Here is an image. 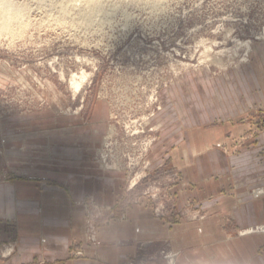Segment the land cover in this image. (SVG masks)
<instances>
[{"label": "rangeland", "instance_id": "obj_1", "mask_svg": "<svg viewBox=\"0 0 264 264\" xmlns=\"http://www.w3.org/2000/svg\"><path fill=\"white\" fill-rule=\"evenodd\" d=\"M7 1L25 6L23 16L0 19V149L5 141L24 143L33 156L37 144L48 160L51 141L58 145L57 161H63L40 166L45 174L64 173V149L72 151L74 161L88 160L102 173L105 167L120 171L125 184L113 204L98 203L91 195L74 202L83 208L90 246L98 243L99 229L125 220L126 210L144 199L155 218L203 220L205 214L191 201L177 204L180 170L151 162L161 135L156 122L163 110L161 93L200 71L216 77L242 68L251 75L250 65L262 58L256 51L264 46V0H158V5L105 0L89 23L84 12L93 6L83 0L72 1L74 7L64 0ZM247 42L251 51L246 54ZM75 82L81 84L78 90ZM249 85V98L255 100L256 80L250 76ZM232 121L248 126L232 152L250 151L261 142L253 155L264 159V105L251 106ZM13 176L8 172L9 179ZM259 188L263 193L256 195ZM249 195L263 199L264 217V188L253 187ZM258 233L264 236L251 234ZM130 243L133 253L122 264H176L179 252L169 239L117 242ZM16 250L15 241L1 244L0 264H11ZM69 254L72 259L88 256L78 248Z\"/></svg>", "mask_w": 264, "mask_h": 264}, {"label": "crops", "instance_id": "obj_2", "mask_svg": "<svg viewBox=\"0 0 264 264\" xmlns=\"http://www.w3.org/2000/svg\"><path fill=\"white\" fill-rule=\"evenodd\" d=\"M256 53L262 58L259 62L255 55L258 62L250 65L251 75L242 68L216 77L200 71L161 93L163 110L156 117L161 135L152 148L151 162L180 170L177 204L191 201L205 214L201 221L155 218L144 199L126 210L125 220L99 229L98 243L90 246L84 239L83 208L74 202L91 195L98 203L113 204L124 188L123 175L102 173L88 160L74 161L71 149H64L63 174H45L40 166L62 164L63 158L56 159L58 145L48 143L45 160L37 144L38 152L29 156L24 143L2 142L0 245L17 244L9 262L122 264L133 253V245H118L119 240L169 239L179 252L176 264H264V253H259L264 236L235 234L264 221L263 199L249 195L253 187L264 188V159L253 155L262 143L250 151L232 152L237 137L248 129L232 120L251 106L264 105V46ZM249 76L256 80L255 100L249 98L253 93ZM8 172L15 176L9 179ZM44 178L51 180L47 183ZM73 248L88 256L72 259Z\"/></svg>", "mask_w": 264, "mask_h": 264}, {"label": "bare ground", "instance_id": "obj_3", "mask_svg": "<svg viewBox=\"0 0 264 264\" xmlns=\"http://www.w3.org/2000/svg\"><path fill=\"white\" fill-rule=\"evenodd\" d=\"M72 1H74V0H71V2L70 1H66V0H64V3L65 2H69V5L70 6H72V7H74V6H76V4H75V2H72ZM1 2V10H0V19L1 20H3V22L5 23V21H4V19H5V17H8V18H10V17H16V16H23V7L25 6V4L23 5L22 3H15V2H10V1H7V0H2V1H0ZM83 2H85V4H88V5H91V6H93V8H91L90 6L88 7V11L87 12H84L83 10L84 9H82L81 10V12L83 13L84 12V17L86 18L85 19V21H87L88 23H89V21H93L91 18L93 17V13L94 12H98V11H100V9L99 10H97L96 8H98V7H96V6H99L100 4H102V3H104L105 2V0H83ZM152 2L155 4V5H158V0H152ZM68 4V3H67ZM67 4L65 5V6H67ZM68 5V6H69ZM62 6H64V5H62L61 4V6L60 7H62ZM65 6L63 7L64 9H65ZM69 8V7H68ZM66 11L68 10L67 8L65 9ZM65 10H63V12H66ZM70 10V9H69ZM62 11V8H60V13H62V14H66V13H63V12H61ZM67 14H68V12H67ZM66 14V15H67ZM63 15V16H64ZM263 35H264V31H263ZM245 53L247 54V53H249L250 51H251V47H250V45H249V42H247L246 43V48H245ZM245 54V55H246ZM80 82H75L74 83V88H75V90H78L79 88H80ZM97 165V164H96ZM119 166V165H118ZM111 169H109V168H104V171H110ZM113 171V170H112ZM118 173H120V171H117ZM256 195L257 194H262L263 193V190L262 189H257L255 192H254ZM256 227H258V226H255V227H249V228H245V229H243V230H241V232H240V234H239V236H244V235H249V234H251V233H253V232H263L264 233V227H258V228H256ZM258 230V231H257Z\"/></svg>", "mask_w": 264, "mask_h": 264}]
</instances>
